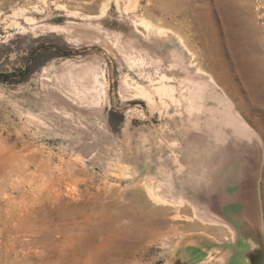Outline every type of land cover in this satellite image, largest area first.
<instances>
[{
	"label": "rangeland",
	"instance_id": "obj_1",
	"mask_svg": "<svg viewBox=\"0 0 264 264\" xmlns=\"http://www.w3.org/2000/svg\"><path fill=\"white\" fill-rule=\"evenodd\" d=\"M263 69L264 0H0V264H264Z\"/></svg>",
	"mask_w": 264,
	"mask_h": 264
},
{
	"label": "bare ground",
	"instance_id": "obj_2",
	"mask_svg": "<svg viewBox=\"0 0 264 264\" xmlns=\"http://www.w3.org/2000/svg\"><path fill=\"white\" fill-rule=\"evenodd\" d=\"M262 72H263V77H264V69ZM32 220H35V219H29V221H32ZM13 222H16V223L12 224ZM25 223L26 222L24 220H21V219H8V221L4 223V226L1 230L2 232H0V233L3 234L2 236L5 240L9 239L8 245H10L11 248L12 247L14 248L15 240H14V238L11 240L10 235L12 233H15V232L16 233L20 232V229H24ZM30 230H32L33 232H37V233H39V231H40L36 227V225H34V224L31 226ZM40 236H39V238H40ZM48 238H51L50 234H48V236L46 237V239H48ZM29 246H30L29 250L34 249L33 256L29 255V258L32 257L31 259H29V261L27 260L28 257L26 258L25 262L20 257H14L13 260L7 261L5 257H8V256H6V254L5 255L2 254V256L5 258L4 261L7 262L6 264H66V262L64 261L65 259L62 256H60L61 255L60 253L64 248H62V243H60L59 241L52 240L48 243L46 241H42L40 239H37L36 241L29 243ZM3 247H6V244ZM69 254L71 256L74 255L73 251Z\"/></svg>",
	"mask_w": 264,
	"mask_h": 264
},
{
	"label": "crops",
	"instance_id": "obj_3",
	"mask_svg": "<svg viewBox=\"0 0 264 264\" xmlns=\"http://www.w3.org/2000/svg\"><path fill=\"white\" fill-rule=\"evenodd\" d=\"M235 173H236V171H235ZM235 173L232 174L233 178L235 177ZM221 175H222V177L224 176L223 173H221ZM231 180H232V179H231ZM230 182H232V181H230ZM209 207H210V208H213L212 203H209L208 205H207V204L205 205V208H206V209H208ZM213 222H214V224H216V225L223 226L225 233H227V234L230 236L231 240L233 239V237H234V232H233V230H232L228 225H226V224H224V223H222L221 221L216 220V219H213ZM225 252H228V251L225 250ZM227 255H228V253H227Z\"/></svg>",
	"mask_w": 264,
	"mask_h": 264
}]
</instances>
